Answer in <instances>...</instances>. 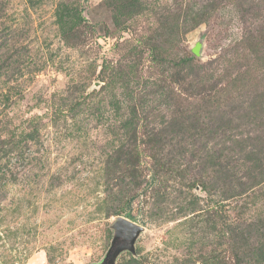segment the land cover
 <instances>
[{
    "label": "rangeland",
    "instance_id": "374dc122",
    "mask_svg": "<svg viewBox=\"0 0 264 264\" xmlns=\"http://www.w3.org/2000/svg\"><path fill=\"white\" fill-rule=\"evenodd\" d=\"M206 1L136 0L130 9L137 12L129 13L124 0H0V264H103L118 216L141 230L134 251L122 250L115 264H219L218 256L232 263L221 215L232 222L243 202L222 207L216 191L187 184L201 172L196 148L232 146L230 140L246 137L245 126L231 130L229 121L222 141L199 135L194 148L167 137L159 154L168 171L150 187L144 180L152 160L145 154L154 150L142 155L149 164L137 188L123 171L107 167L126 114L117 108L120 82L110 81L116 67L136 63L133 76L153 82L150 92L162 84L160 66L147 67L145 44H157L173 60L193 57L204 67L202 79L218 76V86L235 78L236 89L264 85V70L247 69L238 47L246 29L240 4L249 0H219L212 11L202 8ZM255 3L253 14L264 15V0ZM69 16L81 21V33L67 40L60 29ZM198 41L200 56L191 50ZM171 85L182 101L188 82ZM148 100L151 124L175 107L185 109L164 93ZM263 194L248 197L242 218L264 215Z\"/></svg>",
    "mask_w": 264,
    "mask_h": 264
},
{
    "label": "trees",
    "instance_id": "16d2710c",
    "mask_svg": "<svg viewBox=\"0 0 264 264\" xmlns=\"http://www.w3.org/2000/svg\"><path fill=\"white\" fill-rule=\"evenodd\" d=\"M135 1L124 0L123 5L126 3L127 8H125L129 13L137 12L130 9L132 8L131 3ZM234 1L237 5L242 2V0ZM220 2L219 0H207L202 8L212 11L219 8ZM257 4L255 0H249L245 4L246 7L240 4V17L245 23L246 29L241 35L238 47L241 49L242 58L246 60L247 69L251 67L254 70H264V15L253 14L254 11H259L256 9ZM80 22L73 16L63 20L60 29L61 36L67 40L80 36L81 31L78 30V27H81ZM145 45L148 48L146 56L149 63L147 67L160 66L159 74L162 84L157 85L156 90L153 89L150 92L149 86L151 87L153 82L146 80L141 82L133 76L137 68L136 63L128 65L127 70L124 71L120 67H116V75L111 76L110 81L115 78L120 82L122 92L117 108L123 109L126 114L121 122V144L109 155L107 167L112 171V167L123 171L124 175L129 178V182L131 181L137 188L143 180L141 171L147 167L145 164L148 163L143 160L144 156L142 157V155L145 153V149L154 150L151 152L152 154H145L152 160V164L148 168L150 177L144 180V186L150 187L160 180V173L165 174L168 171L166 162H169L159 154L167 137L172 136L178 144L182 143L189 148H194V143L198 139L196 137L199 135H202L199 138L207 136L210 137L209 140L215 138L222 141L226 132L223 125H227L226 123L229 121H234L230 127L231 130L245 126L246 137L240 140V137L237 136L230 140L232 146L226 147L220 142V144H214L213 147H208L207 142V144L196 148L202 152L199 161L201 172L198 174V179H192L191 183L187 185L194 188L198 184L202 190L211 188L209 194L216 191L219 195L216 203L222 204V207L225 203L223 201L235 203V207L241 201L243 202L244 208L237 211L241 215L235 214L234 218L236 219L232 222L227 224V220L221 215L223 217L221 223L229 227L230 233L227 240L233 245V252L229 256L232 260L231 264H264V215L260 214L253 220L242 218L244 209L249 205L248 197H251V194L261 195L264 193L263 83H260V91L259 88L246 86L248 83L236 89V78L227 85H222L220 81V86H218L216 82L219 79L218 76L210 73L206 80L202 79L204 67L193 57H181L178 60H173L166 56L164 49L161 50L157 44ZM170 68L174 69L173 76L171 72L168 73ZM225 70L227 74L228 70ZM184 80L193 90H189V88L184 90L185 95L181 101L179 98L181 96H173L169 89H172L171 83H182ZM240 91L244 94L240 95ZM153 92L164 93L170 102L175 98L174 105L185 104V109L175 107L172 111L170 110L168 118L162 117L159 122L151 124V121H148L149 111H151L148 98ZM192 100L199 101V103L194 107L187 108V104H190ZM204 115L208 116L207 119L203 118ZM192 130L195 133L187 135V132ZM231 136L236 137L234 134ZM141 146L144 150L140 148ZM156 149L160 151L156 152ZM191 156L195 158V153H192ZM179 173L176 168L175 175L178 176ZM120 183L126 184L122 180ZM131 201L132 197L123 203L129 204ZM217 212L214 210V213ZM116 214L118 213L116 212ZM125 215L132 218L130 212H126ZM217 262L227 264V257L218 256Z\"/></svg>",
    "mask_w": 264,
    "mask_h": 264
},
{
    "label": "water",
    "instance_id": "95a60500",
    "mask_svg": "<svg viewBox=\"0 0 264 264\" xmlns=\"http://www.w3.org/2000/svg\"><path fill=\"white\" fill-rule=\"evenodd\" d=\"M201 45V41H198L191 48L196 56H200L201 54ZM111 227L113 228L112 242L104 260L102 261L103 264H115V258L122 250L127 249L133 252L134 239L141 230V227L138 224L121 216H118L115 219Z\"/></svg>",
    "mask_w": 264,
    "mask_h": 264
}]
</instances>
